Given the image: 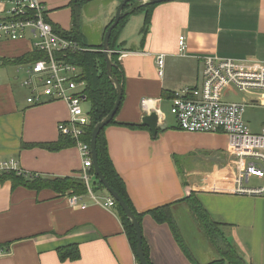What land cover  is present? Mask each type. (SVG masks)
Masks as SVG:
<instances>
[{"label": "crops", "instance_id": "0c3cea01", "mask_svg": "<svg viewBox=\"0 0 264 264\" xmlns=\"http://www.w3.org/2000/svg\"><path fill=\"white\" fill-rule=\"evenodd\" d=\"M70 3L47 2L50 22L63 31L73 28ZM119 4L88 0L79 32L83 42L102 46ZM144 23V13L134 15L119 35L125 94L116 121L143 125L142 118L156 112L158 133L153 136L145 125L138 129L110 125L105 132L110 157L132 205L145 214L171 204L188 248L200 264H207L215 249L181 202L194 192L212 220L227 226L224 232L243 259L264 264V197L236 192V159L229 154L228 137L184 132L171 113L177 92L201 84L206 57L264 63V0H177L153 9L146 34ZM181 37L186 39L184 51ZM32 43L31 37L0 43V68L14 70L0 74V161H18L28 177L81 178L84 160L78 146L60 151L40 146L61 140L59 125L70 118L66 103L45 99L39 105L28 104L30 91L22 86L26 74L18 72L17 65L4 64V59L33 52ZM160 55L163 76L158 73ZM249 97L256 99L255 106L260 104L262 96ZM143 100L148 101L146 110ZM98 183L96 174H90L92 194L88 190L76 203L71 193L0 183V248L5 252L0 264H139L116 208L103 206L111 196ZM245 187L253 188L250 183ZM141 226L152 264H192L167 224L145 215ZM191 241L200 249L201 259L193 253ZM71 245L79 246L80 259L62 262L58 249Z\"/></svg>", "mask_w": 264, "mask_h": 264}, {"label": "built area", "instance_id": "2783aa9c", "mask_svg": "<svg viewBox=\"0 0 264 264\" xmlns=\"http://www.w3.org/2000/svg\"><path fill=\"white\" fill-rule=\"evenodd\" d=\"M48 0H0V43L18 42L31 37L33 51L44 57L34 64L18 65L24 72L22 86L30 91V105H39L45 99L66 103L70 118L59 125L61 135L75 140L84 160L81 178L89 192L90 170L93 167L91 145L83 140L84 128L91 125L84 110L86 82L80 81L81 68L58 58L59 54L81 51L78 43L54 32L47 21ZM185 37L179 41L180 50L186 49ZM202 82L185 88L172 99L171 113L179 128L187 133L218 134L229 139V154L236 159V192L264 197V128L259 134L251 131L245 119L247 108L256 99L247 98L254 92L264 93V63L254 59H231L217 56L204 60ZM158 73L163 76L164 56L157 58ZM240 96L241 100H233ZM250 99V100H249ZM252 99V100H251ZM144 110L148 101H142ZM11 172L23 173L16 160L0 161V178ZM250 178L262 181L259 188H247ZM75 196L72 203L81 200ZM103 206L115 208L109 197ZM0 248V257L4 254Z\"/></svg>", "mask_w": 264, "mask_h": 264}, {"label": "trees", "instance_id": "16d2710c", "mask_svg": "<svg viewBox=\"0 0 264 264\" xmlns=\"http://www.w3.org/2000/svg\"><path fill=\"white\" fill-rule=\"evenodd\" d=\"M115 1L121 3L124 0H115ZM87 3L88 0H71L70 8L72 12L73 28L70 31L60 30L58 27H56L50 22L49 18L47 19V21L53 26L55 33L68 40L75 41L82 48L81 51L68 52L65 55L59 54L58 58L60 60L66 61L69 64L76 65L81 68V76L79 77V80L86 82V89L84 92V96L86 97L87 101L91 102V110L89 112L91 125L84 128L83 140L85 143L91 145L93 129L98 122L104 119L113 110L115 106V102L117 100V93L114 85L110 82L107 76L106 62L104 55L102 53V46L90 47L85 42H83L81 37L79 36L82 11ZM156 6L157 5L142 6L141 3H138L136 1L128 3L124 10L125 13L124 18L112 33L110 39V48L112 51L116 52L113 56L114 63L116 64V67L113 69V74L116 77H118L121 82H123L124 88H125V76L122 66L119 62V54L117 53L118 49L120 48V46L118 45L119 35L123 31L130 17L142 13H144L145 15V23L142 32L143 34H146L150 30L153 9ZM43 57L44 55L42 53L33 51L22 57H18L15 59H4L3 61L5 65L18 66V65L34 64ZM123 101H124V96L122 103ZM118 113L116 114L115 118L110 123V125H120L131 129L146 128L144 125H140V124L117 122L116 118ZM110 125H108L107 127H109ZM107 127L101 132L97 142L98 162L101 172L105 177V179L107 180V182L130 206V208L133 210V212L139 219L140 223L142 221L143 216L149 215L157 223L167 224L172 232L174 239L182 249L186 258L192 264H200L196 260L194 255L191 253L190 249L188 248L184 240L180 227L177 221L175 220L171 204L155 208L153 210L148 211L145 214H139L136 211V209L132 205L130 197L128 196L126 184L119 175V173L117 172L110 157L108 150V143L105 136ZM34 146L36 145H30V146L26 145L25 147L32 148ZM40 146L50 151H60L64 148L76 146V142L74 139L68 136L61 135L60 141L51 144H43ZM90 174H95L94 167H92ZM7 181L11 182L13 188L24 187L35 191L49 189L58 193L59 195H67L71 193L70 195L72 196H84L88 194L87 185L85 181L80 177L53 179V178H41L40 176L37 175L36 176L32 175L28 177L24 172L20 174H18L17 172H11L0 178V183H5ZM98 187L101 190H105L104 186L101 183H98ZM181 202H184L187 205L194 221L196 222L203 236L207 239L210 245L221 255L219 259L214 260L207 264H248L239 254L237 248L233 245V243L228 240V237L224 232V228L227 226L212 220L208 211L198 199L196 193L191 192ZM115 208L123 222L127 237L132 245V248L136 253L137 237L135 230L131 225V222L127 219L123 210L119 207L117 202ZM144 250L148 263L152 264L149 258V250L145 242H144ZM58 255L62 262L77 261L80 259L79 246L71 245L68 247H61L58 249Z\"/></svg>", "mask_w": 264, "mask_h": 264}, {"label": "water", "instance_id": "95a60500", "mask_svg": "<svg viewBox=\"0 0 264 264\" xmlns=\"http://www.w3.org/2000/svg\"><path fill=\"white\" fill-rule=\"evenodd\" d=\"M136 1L141 3L142 6L147 5H158L162 3L177 1V0H124L121 2L116 10L114 19L112 20L111 25L107 28L104 40L102 44V53L105 58L106 62V69H107V76L110 82L114 85L116 93H117V100L115 102V106L113 110L100 122H98L92 132L91 138V152H92V160H93V167L95 169V174L99 180V182L104 186L105 190L109 193V195L118 203L119 207L125 213L127 219L131 222L133 226L136 237H137V250H136V257L139 261V264H149L146 258L145 250H144V236L141 223L133 210L130 206L125 202V200L110 186L107 182L105 177L103 176L99 162H98V153H97V142L98 137L101 132L113 121L116 114L118 113L123 96H124V84L120 81L118 77L113 74V69L116 67L114 63L113 56L116 52L112 51L110 48V39L112 36L113 31L118 27L122 19L124 18V10L128 3ZM118 53V52H117ZM158 123H159V115L156 112H152L142 118V124L147 126L150 131L152 132L153 136H156L158 133Z\"/></svg>", "mask_w": 264, "mask_h": 264}, {"label": "rangeland", "instance_id": "374dc122", "mask_svg": "<svg viewBox=\"0 0 264 264\" xmlns=\"http://www.w3.org/2000/svg\"><path fill=\"white\" fill-rule=\"evenodd\" d=\"M93 16H96V12L93 14ZM0 69H1L0 70L1 75H8L11 73V71H14L12 68H5V69L0 68ZM251 95L252 96L253 95H255V96L259 95L262 97L260 99V104H258L257 106H255L256 105L255 104V105L247 108V110L245 112V119H246V122L248 123V126L251 129V131L255 134H259L262 132V128L264 127V93L263 92H261V93L254 92ZM246 97L251 98V97H249V95H246ZM252 99H254V98H252ZM83 107H84V110L89 113L91 110V102L85 101L83 103ZM250 186L253 188H259L260 186H262V181L252 178L250 181ZM193 240L196 241L195 238H193ZM190 245L193 249V253L197 256V258L199 257L201 259V252H200V249L198 248V246L196 244H194L192 241L190 242ZM211 250H212V252H214L213 253L214 255L213 256L211 255L212 258L208 256L207 259H209V260H206L207 262L217 260L221 257V255L216 250L215 251L213 249H211Z\"/></svg>", "mask_w": 264, "mask_h": 264}]
</instances>
